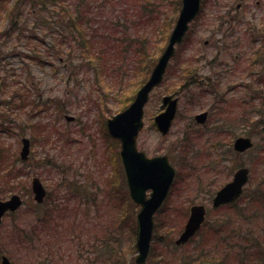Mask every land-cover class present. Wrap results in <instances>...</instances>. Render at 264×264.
<instances>
[{
	"label": "rangeland",
	"instance_id": "rangeland-1",
	"mask_svg": "<svg viewBox=\"0 0 264 264\" xmlns=\"http://www.w3.org/2000/svg\"><path fill=\"white\" fill-rule=\"evenodd\" d=\"M1 1L0 84H8V88L6 95L0 94V102L25 91L32 95L30 82L35 79L41 83L51 109L33 120L54 125L57 130L50 136V144L43 145L31 134L28 110L0 109V200L19 194L25 202L20 213L7 215L0 226V264L3 254L13 264H32L37 256L23 242L35 223L31 210L34 177L45 186L60 189L50 191L46 200L54 205L51 211L57 235L51 238L49 247H44L41 257H50L54 264H68V256L79 258L77 264H91L85 258L91 262L95 258L94 264H136V238L132 234L140 208L129 197L120 143L106 129V120L120 112L118 83L107 79L100 91L95 74L77 53L74 60L51 61L50 56L55 57L58 49H54L55 39L48 31L57 32V27L50 24L49 30L39 28L36 21L43 18L36 14L31 19L34 11L29 8L23 17L29 18L22 27L24 32H17L16 22L7 15L16 0ZM95 6L100 22L93 28L98 29L94 33L99 38L110 32L104 21L122 17L127 10L136 17L138 11L134 0H106L103 6ZM164 7L161 20L171 13ZM16 15L17 8L13 19ZM161 23L158 20L154 28L147 25L140 31H153L154 43L159 42ZM11 27V35L4 33ZM260 35L264 37V0H204L164 82L151 95L138 146L149 157L168 155L178 177L175 191L155 214V234L146 264H264V59L250 65L253 48L264 52V45L256 41ZM37 57L46 64L37 63ZM201 77L208 78L210 85L189 83ZM133 83L132 77L123 81V94L132 91ZM182 87L187 91L180 94L178 118L164 137L152 126L154 116L160 111L163 96ZM57 107L63 109L58 112ZM205 111L209 118L200 125L195 116ZM4 113H8L6 120L2 118ZM67 117L75 120L68 121ZM240 136L251 137L254 147L238 154L233 145ZM23 137L32 140L31 157L26 163L19 157ZM242 167L251 172L243 195L232 206L214 210V195ZM74 189H80L82 197L71 199L69 194ZM195 204L207 207V222L188 244L178 246L176 240ZM68 206V227L73 224L76 228L75 234L81 239L77 242L79 250L63 245L66 220L62 211ZM51 220L42 225H52ZM236 233L240 235L230 248L224 238L231 237V242Z\"/></svg>",
	"mask_w": 264,
	"mask_h": 264
},
{
	"label": "trees",
	"instance_id": "trees-1",
	"mask_svg": "<svg viewBox=\"0 0 264 264\" xmlns=\"http://www.w3.org/2000/svg\"><path fill=\"white\" fill-rule=\"evenodd\" d=\"M110 1L111 0H108V3ZM134 1L138 6L136 17H132L131 13L129 14L127 10L126 14L122 17L115 19L110 18L109 20L104 21L105 23H108L105 26H107L110 32L107 31L108 36H102L101 33L103 38H99L94 33L95 28H93V25L100 22V20H97L98 16L96 14V9L98 7H96L95 4L98 3L103 6L106 0H16V3L7 11V15L12 22H16L17 32L21 33L24 32L22 27L26 26V23L29 21L28 17L23 19L26 10L29 8L34 11L31 19L34 18L36 14L43 18L41 21L38 19L36 21V25H38L39 28L47 30V27H51L50 24L56 26L57 32H55V29H48L49 36H54L55 39L53 44L55 47L54 49H58L56 56H50V60H58L60 63H63L65 59L72 60L73 58L74 60L76 53L79 54L84 66L91 69L95 74L96 84L99 86L100 91L103 89L104 82L107 81V79L110 81L112 78V82L118 83L119 93L116 98L120 105L119 111H121L125 109L126 104L133 101L136 89L142 86L148 79V76L158 59V54L163 51L167 43L181 7V0ZM165 5L171 9V13L166 14L161 20L160 14L162 9L165 8ZM1 6L0 13L2 9ZM16 8L17 15L14 17V20L13 16ZM104 17L105 15L101 17L102 20H104ZM49 18L56 19L54 21H48L47 19ZM158 20L162 22L159 30L160 39L159 42L155 40L154 43L153 31L143 34L140 30L144 29L147 25L154 28ZM95 30L98 31V29ZM12 32L13 27L4 33L11 35ZM259 37L261 38L262 45H264V37ZM255 58L264 59V52H257ZM35 59L37 60V63L41 65L46 64L40 57ZM66 66H68L67 63L65 64V67ZM127 77L133 78L134 88H137H132V91L129 90L131 91L130 93L123 94L125 91L122 88V84ZM30 83L33 87V94L36 95H31L28 91H25L22 92V94L17 93L16 97L7 99L3 98V101L0 102V109L4 106H8L11 109L16 108L14 111L28 110V118L33 121L28 123L31 125L32 136L35 140H40L41 144L47 145L50 144V136L57 130V128L54 125L51 127L42 121L33 120V118L41 115L42 112L50 111L51 105L49 106V100L44 99L45 93L41 89V83L35 81V79ZM189 83L193 84L196 82L189 81ZM7 88L8 84L1 83L0 94L3 93L6 95ZM184 90L185 89H181V92H184ZM62 109V107H57L58 112ZM5 114L8 113H4V116H2L4 120L7 119ZM37 167H39V163L37 164ZM31 210L33 211L32 214H35L36 216V221L40 219V222L43 221V218L41 217L47 215L49 212L46 205L43 207L34 205ZM51 216H53V214ZM72 229H74V227H72ZM55 234L56 231L52 233L51 231L44 229L43 236L39 234L34 237L31 231L29 235L25 236L23 242L28 243L32 251L36 252V246H38V244L34 241L38 243L44 241L42 247H45L48 237L50 236V240ZM239 235L240 233H236V235L232 237L231 242H229L231 237L224 238L226 245L232 248L235 245L234 241H236V238H238ZM80 240V237L76 236V234H72L66 230L63 245L68 247L77 246V249L79 250L78 245L80 242L78 245L77 242ZM47 247H49V245H47ZM42 255L43 249L40 251V256ZM40 256H37V258ZM66 260H68L69 263L74 264L75 262L77 264L79 258L73 256L72 259L67 258ZM83 260L86 263H91V259L89 258ZM91 264H94L93 259Z\"/></svg>",
	"mask_w": 264,
	"mask_h": 264
},
{
	"label": "water",
	"instance_id": "water-1",
	"mask_svg": "<svg viewBox=\"0 0 264 264\" xmlns=\"http://www.w3.org/2000/svg\"><path fill=\"white\" fill-rule=\"evenodd\" d=\"M201 0H183L175 28L170 35L168 45L160 56L158 63L153 69L147 83L138 91L134 102L123 112L117 114L106 122L108 132L122 142L121 157L125 167L128 185L133 200L142 206L137 216V239L136 249L139 254L136 257L138 264H145L150 254L151 242L153 239L154 220L153 216L161 207L169 194L170 188L175 179V169L170 164L166 155L148 158L143 151H138L137 139L144 127V107L149 101L152 90L161 84L170 60L176 53V46L183 42L189 30V24L200 12ZM177 95H170L163 98L162 108L164 112L155 117L154 125L164 134H168L177 111ZM208 113L196 116V120L203 124L206 122ZM73 121V117H68ZM235 149L244 152L253 146L251 139L240 138L235 142ZM31 142L23 139L21 151L22 160H27L30 154ZM249 170L241 169L232 183L219 191L214 199V207L229 203L235 200L243 191L249 179ZM152 190L151 198L147 199V191ZM35 199L43 202L46 192L38 178L33 181ZM22 205V200L15 195L10 200L0 201V224L3 216L8 212L17 211ZM206 218V209L202 205L194 206L191 216L184 232L176 241L177 245L186 244L201 228ZM2 264H11L7 257H3Z\"/></svg>",
	"mask_w": 264,
	"mask_h": 264
},
{
	"label": "bare ground",
	"instance_id": "bare-ground-1",
	"mask_svg": "<svg viewBox=\"0 0 264 264\" xmlns=\"http://www.w3.org/2000/svg\"><path fill=\"white\" fill-rule=\"evenodd\" d=\"M251 55L254 56V54H251ZM253 76L256 77V73L255 72L253 73ZM41 184H42V187H43V189L45 190L46 193H49L50 191L55 190V189H59V187L55 188V187H52V186H45V184L43 182ZM59 191H60V189H59ZM69 195L71 196V199H72L73 196H76V197H80L81 196L82 197V192H81L80 189H74ZM70 196H68V197L70 198ZM62 212H63L62 213L63 220L68 221L67 219H68L69 214L71 212L70 207L69 206L66 207Z\"/></svg>",
	"mask_w": 264,
	"mask_h": 264
},
{
	"label": "flooded vegetation",
	"instance_id": "flooded-vegetation-1",
	"mask_svg": "<svg viewBox=\"0 0 264 264\" xmlns=\"http://www.w3.org/2000/svg\"><path fill=\"white\" fill-rule=\"evenodd\" d=\"M37 252V251H36ZM36 254V253H35ZM46 262H48V261H46Z\"/></svg>",
	"mask_w": 264,
	"mask_h": 264
}]
</instances>
